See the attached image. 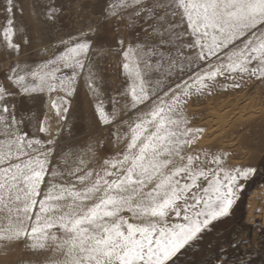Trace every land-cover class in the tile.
Wrapping results in <instances>:
<instances>
[{"label": "snow or ice", "instance_id": "1", "mask_svg": "<svg viewBox=\"0 0 264 264\" xmlns=\"http://www.w3.org/2000/svg\"><path fill=\"white\" fill-rule=\"evenodd\" d=\"M36 3L55 23V0ZM18 11L20 0H0L9 54L31 43ZM121 14L143 42L105 47L99 23L88 24L41 48L48 58L35 66L17 58L0 81V245L23 243L37 257L22 264H176L254 178V167L226 164L229 152L196 148L205 129L190 125L185 106L218 88L264 84V0H105V21ZM93 53L121 57L127 86L110 100ZM81 81L113 146L123 145L98 165L94 145L60 140ZM42 95L43 118L15 102Z\"/></svg>", "mask_w": 264, "mask_h": 264}, {"label": "rangeland", "instance_id": "2", "mask_svg": "<svg viewBox=\"0 0 264 264\" xmlns=\"http://www.w3.org/2000/svg\"><path fill=\"white\" fill-rule=\"evenodd\" d=\"M47 0H43L46 3ZM23 15L17 12V26H26V34L31 43L22 47L20 53H11L0 42V81L5 70L14 65L17 58L30 66L47 59L40 49L46 45H55L60 38L76 35L88 24L99 23L98 43L105 47H118L121 38L125 46L129 41L134 44L143 42L141 29L130 30L123 14L119 20H104L101 10L105 0H55L61 12L55 23L49 22L43 15L46 10L41 3L33 7V0H20ZM0 19H3L0 16ZM140 39H137V33ZM23 33L17 32L16 42H21ZM51 53H49L50 55ZM93 58L103 77L104 99L110 100L118 91L127 86L118 54L109 53ZM155 58H153L154 62ZM167 64L161 71H166ZM17 105L29 109L43 118L47 96L35 100L17 97ZM111 111V104H106ZM190 117V125L205 129L196 148H208L212 151L224 150L231 155L226 161L230 166H251L256 169L234 206L232 214L219 222H214L211 231L204 235L198 250H190L177 259L176 264H217V257L227 264H264V84L255 80L240 89H216L213 94L192 97L185 106ZM48 123L57 128L54 110H48ZM68 124L64 126L60 140L73 150H85L91 144L95 146L96 164L106 156L113 154L123 145L112 144V129L102 125L96 115L93 98L87 94L83 82L72 99L68 114ZM43 138V134H41ZM101 142L103 144L101 145ZM87 158V157H86ZM34 257L23 243L0 245V264H22Z\"/></svg>", "mask_w": 264, "mask_h": 264}]
</instances>
